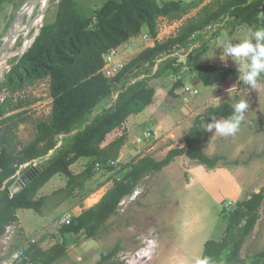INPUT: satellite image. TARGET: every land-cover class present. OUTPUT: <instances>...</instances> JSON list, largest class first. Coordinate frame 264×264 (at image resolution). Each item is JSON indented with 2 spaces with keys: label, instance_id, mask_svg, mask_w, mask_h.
<instances>
[{
  "label": "trees",
  "instance_id": "trees-1",
  "mask_svg": "<svg viewBox=\"0 0 264 264\" xmlns=\"http://www.w3.org/2000/svg\"><path fill=\"white\" fill-rule=\"evenodd\" d=\"M12 1L0 0V14ZM206 1L108 0L100 9L93 10L81 6L77 0H60L54 21L44 19L30 49L15 58L0 81L1 96L3 91L15 94L48 80L52 98L51 112L36 125L34 138L18 147L9 134L23 124L26 112L18 111L29 104L0 97V128L4 127L0 150V237L7 227L19 221V210L43 213L48 197H38V193L54 176L64 175L68 179L67 188L73 189L78 184L83 187L82 182L78 183L79 178H90L99 168L113 170L108 164L118 160L127 136L123 134L105 148L102 145L130 116L142 113L154 103L156 88L151 85L152 81L180 74L183 65L174 54L187 49L188 64L198 61L206 50V43L202 42L201 52L200 48L192 47L203 41L205 30L218 24H223L218 31L246 28L249 34L255 28L264 27V0ZM196 9L199 10L195 16L187 17ZM161 18L186 19L176 35L159 41ZM144 27L155 39L154 44L139 52L114 77H107L105 56L138 37ZM191 68L204 86L230 82L239 76L237 65L233 64H197ZM182 85L180 77L169 92L171 98L178 97L175 90ZM232 113L233 105L228 103L210 107L196 118L184 137V147L170 150L161 160L149 155L135 157L114 175L116 178H110L113 187L99 203L74 217L59 232L62 235L83 233L88 239H94L117 214L121 202L134 194L143 178L161 172L177 157L198 161L210 170L219 167L221 157H209L199 147L204 140L202 127L215 118L226 119ZM80 159H88L87 167L83 173L75 175L71 167ZM34 164H37V175L16 194L10 193L18 173H27ZM263 203L264 191L261 190L225 209L224 236L205 242L201 260L208 258L209 264H264V250L249 259L241 256L261 218ZM119 249L116 246L99 264L112 259ZM67 254L65 241L49 249L36 242L27 248L24 258L14 264H54Z\"/></svg>",
  "mask_w": 264,
  "mask_h": 264
},
{
  "label": "rangeland",
  "instance_id": "rangeland-1",
  "mask_svg": "<svg viewBox=\"0 0 264 264\" xmlns=\"http://www.w3.org/2000/svg\"><path fill=\"white\" fill-rule=\"evenodd\" d=\"M43 1L13 0L0 14V61H3L8 52V66L18 57V52L32 42L39 32V27L44 24V20L39 22L40 13L45 5H42ZM77 1L81 6L94 10L100 9L108 0ZM209 1L211 0L205 3ZM58 4L59 0H51L45 16L50 22L55 19ZM24 9L25 12L22 14ZM198 10H193L187 17L195 16ZM20 19L23 21L19 26ZM220 27H223V24L209 27L203 33V41L196 42L192 47L197 49L201 47L202 42L206 43V50L202 52L198 61L188 64L189 51L182 49L174 54L179 57L178 63L183 65L180 74L171 75L165 80H154L151 83L155 85L157 101L161 100L164 108H171L175 103L181 107L179 109L181 115H185V111L190 113L185 126L176 128L178 133L170 130L167 141L164 142L159 139L166 137L165 132L160 131L161 138L154 141L155 126L148 125L149 123L143 124L138 138L135 133H132L133 148L130 153L126 154L123 150L122 156L115 161L114 166L109 162L108 165L113 166L112 171L99 168L92 177L79 178L78 183L82 182L83 187L78 184L73 189L67 188L68 179L64 175H56L41 189L42 193L48 196L42 214L26 209L19 211L18 218L27 235L36 239L41 247L49 249L64 241L68 244L67 256L54 264H99L102 257L112 253L116 246L120 247L119 252L112 259L101 264H128L136 253L141 254L142 260L139 264H183V261H179L182 255L188 257L189 264H197L198 252L183 254L179 251V246L175 244V241L181 237V234H178L181 225L184 226L185 233L189 234L186 238L187 249H195L203 241L218 240L224 236L227 225L226 204L234 207L237 202L248 198L253 193L264 191V79L258 82L255 89L249 86L244 88L243 82L239 79L204 86L191 68L197 64L236 65L231 59L225 61L220 58L222 49L219 47V42L230 41L236 44L248 38L250 34L246 28L235 30L222 28L218 31ZM15 28L21 31V35L12 40V44H9V46L12 45L11 48L4 47L3 42L7 41ZM26 33L30 36L25 41ZM147 33L148 29L144 27L138 37L130 39L127 44L118 48L120 61L127 63L143 49L152 46V43L147 44L142 38ZM161 37L164 41L168 39L166 38L168 34H162ZM201 51L202 48H200ZM0 68L5 69V66ZM180 77H182L183 85L175 90L179 94L175 93L178 99L171 98L169 92ZM157 88L160 89L157 90ZM230 89L232 90L229 91ZM0 97L1 100L11 97L14 103L24 100L29 104L18 111L26 112L22 117L23 124L14 128L13 134H9L12 143L18 147L29 143L34 138L38 122L48 117L51 112L52 98L49 81H39L15 94L3 91ZM240 100L246 101L249 109L245 114L244 123L240 125L235 135L229 137L214 135V132L206 130L208 124H203L202 127L204 140L199 147L209 157H221L219 167L210 170L198 161L190 160L185 156L175 158L174 160H177L175 164L143 178L134 194L121 202L117 214L106 222L94 239H88L83 233L62 235L59 232L62 227L59 222L63 215L69 213L75 216L80 215L100 202L113 187V179L116 178L114 175L135 158L137 148L142 147L140 156L146 154L161 160L164 155L163 148L169 146V143L179 147L178 140L184 141L183 136L187 134V129L193 126L196 118L204 115L210 107L223 103L234 106ZM215 120L223 119L218 118L213 121ZM3 129L4 127L0 128V150L3 147L1 141ZM148 133L152 136L149 137ZM175 135L177 137L173 138ZM136 138L138 144L142 145L136 143ZM157 142L159 145L152 150ZM149 149L152 150L150 154L147 153ZM80 161L71 167L75 175L83 173L87 167L88 159H80ZM24 175L26 173H18V179L20 180ZM112 176L113 179H110ZM100 186L102 187L99 188ZM206 187L210 198L197 197L203 194ZM223 190L231 194L236 191L240 197L238 200L227 198L225 195L220 198L216 192ZM188 192L194 194L192 201L188 199ZM260 214L261 218L253 234L242 249L241 256L244 259H249L264 250V203ZM20 232L16 233L15 239L7 249L0 237V264H12L15 261L13 260L15 252L18 251L22 242L25 243L21 236L19 238ZM145 251H148L147 254L152 253L149 255L152 257L151 260L150 257L144 260ZM4 256L7 258L5 259Z\"/></svg>",
  "mask_w": 264,
  "mask_h": 264
},
{
  "label": "crops",
  "instance_id": "crops-1",
  "mask_svg": "<svg viewBox=\"0 0 264 264\" xmlns=\"http://www.w3.org/2000/svg\"><path fill=\"white\" fill-rule=\"evenodd\" d=\"M159 89L160 88H157V90H159ZM175 93L178 94L177 91H175ZM161 102H162L161 100L157 101V94H156L154 103L151 106L146 108L142 113H140L138 115L130 116L121 129H117V130L113 131L112 133H110L107 136V139L104 142L102 147L103 148L107 147L109 144H111L117 138L121 137L123 134H126L127 139L125 141L124 146L120 150V156L119 157L122 156V154H123L122 151L123 150L126 151V152L124 151V153H126V154L128 153L129 154L130 151L133 148V146L131 145V142L133 140L131 138L132 137V133H135L137 135V138H138V135H141V132H142L141 130H142L143 124H147V123H149L148 125H151L153 127L155 126L154 128H155V132H157V136H155L154 141H157L159 138H161V134L159 133L160 131L161 132H163V131L165 132V136L166 137L165 138L163 137L162 139H159V140L164 141V142L167 141L166 139L168 138V135H169L168 133H169L170 130L175 131L176 133H178V129H176V128H181V126H183V127L185 126V124L187 123V121H188V119L190 117V113L188 114L185 111V115H181V111L179 110L181 107L179 105H176L175 103H173L171 108H164V105H162ZM215 119H218V118H215ZM189 124L190 123L188 122V125ZM191 127H189L188 129H190ZM188 129H187V131H189ZM176 137L177 136L175 135L173 138H176ZM137 138H136V143L138 144ZM183 138H184V136H183ZM169 142H171V141H169ZM184 144L185 143H184L183 140H178V145H180L179 147L173 145L172 143H169V146L168 145L166 147L164 146L165 148H163V154H164L163 158L167 156V154H168V152L170 150L176 149V148H182V147H184ZM138 145H142V144H138ZM158 145H159V142L156 143V145L154 146V148H152V150H155V148ZM141 150H142V147L141 148H137V150H136L137 151V153H136L137 155L135 157L140 156L139 153L141 152ZM152 150L151 149L147 150V153L150 154ZM142 155L146 156V154H142ZM177 158H179V157H177ZM176 161L177 160H174L169 166H171L172 164H175ZM79 162H81V161L79 160L77 162V164ZM206 189H207V187L205 188V191L203 192V194L201 193L200 195H197V197L202 198V197L208 196V198H210L209 195L206 192ZM216 194L219 195L220 198H223V196L225 195V196H227V198H230V199H233V200L234 199L238 200V198L240 197L239 193L236 192V191L231 194V193L223 190V191H219V193L216 192ZM212 195H214V194H212ZM43 196H47V195H44L42 193V191H41L39 193L38 197H43ZM188 196H189L188 199L190 201H192V199L194 197V194L192 192H188ZM19 211H21V210H19ZM19 211H18V214H17L18 217H20L19 216ZM19 221H20V225H21V230H20L21 231V233H20L21 235H19V238L21 236L23 238V240H25V242H26V240L29 239L30 237L27 235L26 231L24 230V227L21 224L20 218H19ZM178 234H181V237H180V239L178 241H175V244H177L179 246V248H180L179 251L181 253H183V254L190 253V252L191 253L198 252L199 253L198 259L200 260L201 257H202L204 244H205L206 241L201 242V244L195 249H187L186 246L188 245L187 244L188 241H187L186 238H188L189 234L185 233V228H184L183 225H181ZM177 236H179V235H177ZM21 245H24V242H22ZM153 260H154V258H153ZM179 261H183V264H189L188 257L186 258L184 255H182V258Z\"/></svg>",
  "mask_w": 264,
  "mask_h": 264
},
{
  "label": "clouds",
  "instance_id": "clouds-1",
  "mask_svg": "<svg viewBox=\"0 0 264 264\" xmlns=\"http://www.w3.org/2000/svg\"><path fill=\"white\" fill-rule=\"evenodd\" d=\"M219 47H221L222 49L220 58L225 61L231 59L237 65V70L239 73L238 76L239 81L255 89L258 86V82L260 81V79L264 78V27L255 28L251 30L250 36L248 38L236 44H233L230 41H221L219 42ZM231 90L232 89H230L229 91ZM248 109H249V104L244 100H240L239 102L234 104L232 115H230L228 118L223 120H215L213 122H209L206 130L208 132H214V135L219 134L224 137L233 136L239 130L241 122L244 121L245 114ZM34 166H37V164H34ZM17 223L20 224V221H18ZM20 230H21V225H20ZM29 239H27L26 242ZM22 246L24 245H21V247ZM152 247L155 246L152 245ZM197 264H209L208 258L197 260Z\"/></svg>",
  "mask_w": 264,
  "mask_h": 264
},
{
  "label": "built area",
  "instance_id": "built-area-1",
  "mask_svg": "<svg viewBox=\"0 0 264 264\" xmlns=\"http://www.w3.org/2000/svg\"><path fill=\"white\" fill-rule=\"evenodd\" d=\"M184 21L183 20H176V21H170L166 18H161L159 20V33L157 36V40H163L161 35L162 34H168V37L176 35V33L179 31L180 27L183 25ZM143 40L145 43H154L155 39L151 37L150 34H144L143 35ZM105 67H104V74L107 77H114L126 64L123 61H120V59L118 58V52L117 50H112L109 54H107L105 56ZM244 88H247L248 86L244 84L243 86ZM148 136H152L151 133H148ZM154 136H157V132H154ZM111 165H116L115 162H112ZM231 204H226V208L230 209L231 208ZM75 217L74 214L69 213L68 215L65 214L63 215V217L60 220V224L61 225H69L72 221V219ZM20 231V224L19 223H14L11 226L7 227L4 235L2 236V240H3V244L5 246V249L8 248V246L10 245V243L13 241V239L16 236V233H19ZM36 242V239L31 238L29 239L24 246H22L15 254L13 257V260H15L14 262H16V260L18 259H22L24 257V253L27 250V248L29 247L30 244H33ZM141 258L140 253H136L135 256H133V258L128 261V264H139L141 261H139V259ZM4 258L6 259L7 257L4 256ZM13 262V263H14ZM12 263V264H13Z\"/></svg>",
  "mask_w": 264,
  "mask_h": 264
},
{
  "label": "water",
  "instance_id": "water-1",
  "mask_svg": "<svg viewBox=\"0 0 264 264\" xmlns=\"http://www.w3.org/2000/svg\"><path fill=\"white\" fill-rule=\"evenodd\" d=\"M59 2H60V0H59ZM50 4H51V0H48V1L45 3V5H44V7L42 8V11H41V13H40L39 22H41V21H43V20L45 19V16H46V13H47L48 8L50 7ZM43 23H44V22H43ZM42 26H43V24L41 25V27H42ZM41 27H40V29H39L38 34H36V35L34 36L32 42H31L29 45H27V46L25 47L24 50H20V51L18 52L17 55H18L19 57H22V56H23V55H24V54L30 49V47L32 46L34 40L38 37V35H39V33H40V30H41ZM9 33H10V32H9ZM9 33H8V34H9ZM4 61H5V69L2 68V70L0 71V81L3 79L5 73L11 69V65L8 66V58L6 59V57H5ZM2 62H3V61H0V64H1ZM3 66H4V65H3ZM37 170H38V169H37V166H33V167H32V168L26 173V175H24V177L20 178V180L18 179V181H16V182L10 187L9 192L12 193V194H16L17 192H19L24 186H26V185L30 182V180H31L32 178H34V177L37 175Z\"/></svg>",
  "mask_w": 264,
  "mask_h": 264
},
{
  "label": "bare ground",
  "instance_id": "bare-ground-1",
  "mask_svg": "<svg viewBox=\"0 0 264 264\" xmlns=\"http://www.w3.org/2000/svg\"><path fill=\"white\" fill-rule=\"evenodd\" d=\"M47 1H48V0H44L42 5H44ZM24 12H25V9L23 10L22 14H23ZM22 14H21V15H22ZM20 20H21V21H20ZM20 20H19V26L21 25L23 19H20ZM17 25H18V24H17ZM17 25H16V26H17ZM20 28H21V27H20ZM20 35H21V31L19 32L18 29L15 28V30L10 34V37H8L7 41H4V42H3V43L5 44L4 47H10V46H12V45L9 46V44H12V42H13L12 40H13V39H16L17 36L19 37ZM29 36H30V34H28V33L24 34L25 41H26L27 38H29ZM10 48H11V47H10ZM4 52H5V51H4ZM4 52L2 53L1 56H3ZM5 57H6V59L9 58V54H8V52L6 53ZM5 57H4V59H5ZM4 59H3V62L0 64L1 67H3V65L5 66V61H4ZM1 70H2V68H0V71H1ZM147 253H148V252L145 251V253H144V254H145V255H144V257H145L144 260H145V259H148V258L150 257L149 255L152 254V253H150V254H147ZM151 259H152V257H150V260H151ZM140 260H142V259H139V261H140Z\"/></svg>",
  "mask_w": 264,
  "mask_h": 264
}]
</instances>
